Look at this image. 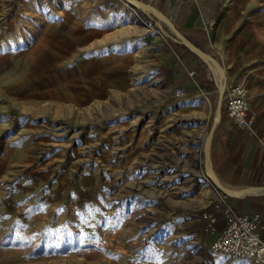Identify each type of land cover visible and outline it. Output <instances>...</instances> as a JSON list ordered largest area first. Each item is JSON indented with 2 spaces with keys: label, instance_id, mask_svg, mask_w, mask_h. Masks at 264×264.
<instances>
[{
  "label": "rangeland",
  "instance_id": "374dc122",
  "mask_svg": "<svg viewBox=\"0 0 264 264\" xmlns=\"http://www.w3.org/2000/svg\"><path fill=\"white\" fill-rule=\"evenodd\" d=\"M143 11L173 28L128 0H0V264H246L182 211L221 191L169 130V34Z\"/></svg>",
  "mask_w": 264,
  "mask_h": 264
},
{
  "label": "crops",
  "instance_id": "0c3cea01",
  "mask_svg": "<svg viewBox=\"0 0 264 264\" xmlns=\"http://www.w3.org/2000/svg\"><path fill=\"white\" fill-rule=\"evenodd\" d=\"M173 24L208 49L222 66L227 85L248 87L252 119L239 127L225 117L214 129L210 152L218 177L236 189L238 198L262 209L264 200V0H152ZM216 23L209 29L207 21ZM179 49L183 54L175 52ZM160 78L168 85L172 101L167 108L171 133L192 132L199 146L212 121L218 85L217 73L173 36L155 44ZM195 61L200 62L196 65ZM206 63V62H205ZM183 93L176 97L175 91ZM214 92L213 105L211 95ZM194 202L186 214L210 204L215 192L189 191ZM234 203V202H233ZM242 209L238 204L234 203ZM243 210V209H242ZM245 211V210H244ZM264 238V228L262 235Z\"/></svg>",
  "mask_w": 264,
  "mask_h": 264
},
{
  "label": "built area",
  "instance_id": "2783aa9c",
  "mask_svg": "<svg viewBox=\"0 0 264 264\" xmlns=\"http://www.w3.org/2000/svg\"><path fill=\"white\" fill-rule=\"evenodd\" d=\"M215 19L207 21L211 28ZM183 93L178 89L175 95ZM222 111L239 127H248L252 119L248 87L242 83L227 85L223 94ZM210 204L199 211L202 232L210 238L209 248L246 264H264V219L238 208L222 193H215Z\"/></svg>",
  "mask_w": 264,
  "mask_h": 264
},
{
  "label": "water",
  "instance_id": "95a60500",
  "mask_svg": "<svg viewBox=\"0 0 264 264\" xmlns=\"http://www.w3.org/2000/svg\"><path fill=\"white\" fill-rule=\"evenodd\" d=\"M143 6V0L140 2V7ZM143 16L146 17L147 21L152 25V27L155 29L157 33H167L170 36H173L175 38H181L187 41L193 49H197L200 53L205 55L211 63L214 64L216 67V71L220 75V83L221 85H218L217 93L215 96V105L213 109V115H212V121L210 123V126L208 130L205 133V136L203 138V141L201 142V152H202V164L201 167L204 171V174L207 178H209L211 181L209 182V185L216 188V190L221 191L223 195H225L232 203L238 204L243 210L247 212H251L255 216L259 218L264 219V209H258L256 206H254L251 202H245L238 198L235 188L232 186H229L227 183L222 181L216 172L214 171L212 167V160H211V152H210V146H211V140L214 136V129L218 122L221 119L222 114V106H223V94L225 91V88L227 86L226 83V77L224 70L222 66L219 64L217 58L211 53L208 49L204 48L200 43H198L196 40H193L183 32H180L179 30H175L174 28H168L159 25L152 19L151 17L147 16L146 13L143 11ZM201 59L204 61V57L200 56ZM211 68V67H210Z\"/></svg>",
  "mask_w": 264,
  "mask_h": 264
},
{
  "label": "bare ground",
  "instance_id": "6f19581e",
  "mask_svg": "<svg viewBox=\"0 0 264 264\" xmlns=\"http://www.w3.org/2000/svg\"><path fill=\"white\" fill-rule=\"evenodd\" d=\"M128 1H129L133 6L140 7V2H141L140 0H128ZM142 7H143V8H148V9H150V10L153 11L155 14L160 15L162 18H164V19L167 21L166 15H164L163 12H162L161 10H158L157 8H155L152 4L143 1V6H142ZM140 8H141V7H140ZM137 14H138V16H139V19H142V18H143L142 16H140L138 10H137ZM145 25H148V23H145ZM179 40L181 41V43H182L183 45H185V46H186L188 49H190L192 52L196 53L199 57H200V56H203V57H204V61L206 62V64L209 65V66L211 67V69H213L214 72H216V73L218 74V75H217V79H218V81H219V80L221 81V79H220V75H219V73L216 71V67L214 66L213 63L210 62V60H209L205 55H203L202 53H200L197 49H193V48L191 47V45H190L187 41H185L184 39L179 38ZM219 83H220V82H219ZM220 84H221V83H220ZM206 178H207V177H206ZM207 180H209V182L211 181L209 178H207ZM235 191H236V194H237V195L240 194L241 192H243V190L236 189V188H235Z\"/></svg>",
  "mask_w": 264,
  "mask_h": 264
}]
</instances>
